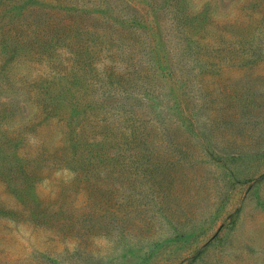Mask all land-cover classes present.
<instances>
[{
	"label": "rangeland",
	"instance_id": "1",
	"mask_svg": "<svg viewBox=\"0 0 264 264\" xmlns=\"http://www.w3.org/2000/svg\"><path fill=\"white\" fill-rule=\"evenodd\" d=\"M0 264H264V0H0Z\"/></svg>",
	"mask_w": 264,
	"mask_h": 264
}]
</instances>
